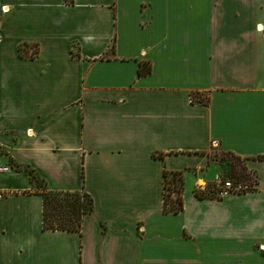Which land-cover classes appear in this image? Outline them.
<instances>
[{
	"label": "crops",
	"instance_id": "crops-1",
	"mask_svg": "<svg viewBox=\"0 0 264 264\" xmlns=\"http://www.w3.org/2000/svg\"><path fill=\"white\" fill-rule=\"evenodd\" d=\"M212 147L254 191L195 196ZM258 157L264 0H0V264H264ZM24 169L89 195L81 233L42 230ZM164 171L183 174L176 215Z\"/></svg>",
	"mask_w": 264,
	"mask_h": 264
},
{
	"label": "trees",
	"instance_id": "trees-1",
	"mask_svg": "<svg viewBox=\"0 0 264 264\" xmlns=\"http://www.w3.org/2000/svg\"><path fill=\"white\" fill-rule=\"evenodd\" d=\"M31 47L29 45H23L19 48L20 53L22 51L25 53L22 56L28 59H33L37 54V47L28 54ZM35 54V55H33ZM149 73V68L145 66H140L139 76H145ZM197 94L191 96L192 101L206 105L208 98L195 99ZM236 161V164L241 161H247V159L240 158L231 153H227ZM255 160L262 161L264 157H258ZM232 167V178L234 179V184H240L245 187L244 191L240 194H245L254 191L257 186V181L255 175L252 171L247 169V166L241 167V173L236 175L237 171L233 165ZM24 172L30 179L33 191L37 192L42 197V230L43 231H62V232H79L82 230L83 219L92 214L93 212V202L92 199L83 190L75 193H53L46 190L43 182L34 175L33 171L24 169ZM248 172V174H245ZM251 175L254 180L251 179ZM34 179L39 182L41 188H34ZM205 191L194 192L195 196L203 199H216L220 198L214 197L217 191H208V194H204ZM183 193V174L181 172H166L163 173V203L162 212L164 214H179L183 209L182 202ZM211 194L210 196H208Z\"/></svg>",
	"mask_w": 264,
	"mask_h": 264
},
{
	"label": "rangeland",
	"instance_id": "rangeland-1",
	"mask_svg": "<svg viewBox=\"0 0 264 264\" xmlns=\"http://www.w3.org/2000/svg\"><path fill=\"white\" fill-rule=\"evenodd\" d=\"M32 50L34 49H30L29 52ZM23 54L25 53L22 51L21 55ZM204 98H206L204 94H197L195 97L196 100L204 99ZM206 157L208 159V164L211 167V170L209 172V179H205L203 175L201 177V180H203L205 184V187H203L202 191H205L204 194H206V196L208 194V191L217 190L214 187L215 176H218L223 181L231 182L234 184L235 181L232 178L233 172H232V167H230V165H233L236 168L237 176H239L238 174L241 173V170H240L241 167L243 165L246 166V161H241L240 163L236 164V161L233 159V157H231L226 152L218 148H215V147H212V149L206 153ZM245 174H248V172H246ZM197 176H200V175H197ZM251 179L254 180L252 175H251ZM34 185H36L34 186V188L36 187H38L39 189L41 188V186L39 185V182L36 179H34ZM210 195L211 194H209L208 196ZM213 196L217 197V195H213Z\"/></svg>",
	"mask_w": 264,
	"mask_h": 264
},
{
	"label": "built area",
	"instance_id": "built-area-1",
	"mask_svg": "<svg viewBox=\"0 0 264 264\" xmlns=\"http://www.w3.org/2000/svg\"><path fill=\"white\" fill-rule=\"evenodd\" d=\"M11 168L8 166H5L0 163V173H7L10 172ZM201 180H198L197 187L194 192L196 191H202L203 188H201V185L205 187L204 183H199ZM214 187L217 189V197L222 199L224 197L230 196V195H235V194H240L244 191L245 187H243L240 184H233L231 182L223 181L220 179L218 176H215L214 178Z\"/></svg>",
	"mask_w": 264,
	"mask_h": 264
},
{
	"label": "clouds",
	"instance_id": "clouds-1",
	"mask_svg": "<svg viewBox=\"0 0 264 264\" xmlns=\"http://www.w3.org/2000/svg\"><path fill=\"white\" fill-rule=\"evenodd\" d=\"M7 10V9H6Z\"/></svg>",
	"mask_w": 264,
	"mask_h": 264
}]
</instances>
